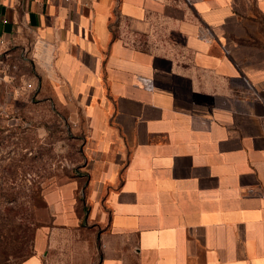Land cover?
<instances>
[{"label": "crops", "instance_id": "crops-1", "mask_svg": "<svg viewBox=\"0 0 264 264\" xmlns=\"http://www.w3.org/2000/svg\"><path fill=\"white\" fill-rule=\"evenodd\" d=\"M0 43L86 128L22 264H264V0H0Z\"/></svg>", "mask_w": 264, "mask_h": 264}, {"label": "rangeland", "instance_id": "rangeland-1", "mask_svg": "<svg viewBox=\"0 0 264 264\" xmlns=\"http://www.w3.org/2000/svg\"><path fill=\"white\" fill-rule=\"evenodd\" d=\"M0 47V264H22L49 223L46 192L80 171L85 118L46 69Z\"/></svg>", "mask_w": 264, "mask_h": 264}, {"label": "built area", "instance_id": "built-area-1", "mask_svg": "<svg viewBox=\"0 0 264 264\" xmlns=\"http://www.w3.org/2000/svg\"><path fill=\"white\" fill-rule=\"evenodd\" d=\"M1 44V43H0ZM1 47V46H0ZM2 79V76H0V80ZM140 81L143 85V87H145L147 90H153L154 88V83L151 79H148V78H144V77H141L140 78Z\"/></svg>", "mask_w": 264, "mask_h": 264}]
</instances>
